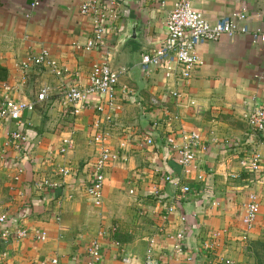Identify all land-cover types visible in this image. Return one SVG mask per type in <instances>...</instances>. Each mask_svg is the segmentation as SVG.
Returning a JSON list of instances; mask_svg holds the SVG:
<instances>
[{
	"label": "crops",
	"instance_id": "0c3cea01",
	"mask_svg": "<svg viewBox=\"0 0 264 264\" xmlns=\"http://www.w3.org/2000/svg\"><path fill=\"white\" fill-rule=\"evenodd\" d=\"M116 1L105 43L86 51L92 25L78 14V0H0V102L34 106L20 122L0 121V217L6 219L0 230L11 233L7 245L0 243V264H85L93 241L100 246L99 264L142 261L151 241L159 264L240 263L250 243L264 236V132L251 133L246 119L264 106V45L223 36L196 47L203 65L188 80H179L177 70L166 79L159 68L145 77L141 58L161 46L178 0ZM188 1L211 24L243 11L250 29L264 25V0ZM42 53L56 69L48 63L20 69ZM101 63L118 73L114 97L89 101L73 114L63 93L74 84L86 88L92 67ZM43 88L46 98L37 101ZM95 123L109 133L103 145L92 142ZM13 131L27 142L18 147L9 140ZM190 131L199 143L185 174L166 140L180 143ZM70 137L71 149L60 154ZM148 138L152 145L145 144ZM102 146L113 158L96 206L87 189ZM252 155L258 156L256 169L242 165H250ZM61 167L70 173L60 176ZM165 175L177 183L164 182ZM45 180L57 186L43 187ZM183 186L189 193L182 194ZM248 193L258 197L259 213L247 231L242 214ZM19 230L26 236L19 237ZM38 232L45 240L34 237ZM180 232L182 251L176 254Z\"/></svg>",
	"mask_w": 264,
	"mask_h": 264
},
{
	"label": "built area",
	"instance_id": "2783aa9c",
	"mask_svg": "<svg viewBox=\"0 0 264 264\" xmlns=\"http://www.w3.org/2000/svg\"><path fill=\"white\" fill-rule=\"evenodd\" d=\"M79 13L83 16H88L92 25V35L84 45V50L92 51L98 46L105 43L106 24L111 16L115 15L117 8L116 0H78ZM164 5V0L161 1ZM37 5V3H36ZM165 24V36L162 44L158 49L152 50L141 58L140 69L145 77H149L154 69H161L166 79L172 78L174 72L177 70L179 80H188L191 73L203 65L201 57L196 54V47L207 42H216L221 37L227 36L234 38L237 36H247L253 44L264 45V25L258 29H250L245 24V14L243 11L233 12L230 16L224 17L215 24L209 23L201 13L197 12L188 0H178L173 4V7L168 12ZM47 53H42L36 57H29L22 62L19 67L22 71L30 68H38L48 63L53 69L57 65L53 62H47ZM88 86L82 88L79 85H72L63 93V99L66 103L73 106V114L77 115L83 108V104L90 101L95 104L99 97L107 98L110 102L115 95V89L118 83V73L114 72L108 63H101L94 65L91 69L88 78ZM47 89L43 88L37 95V101H43L46 98ZM177 96L176 93H172ZM97 99V100H96ZM193 104V103H192ZM96 110L102 111V107L96 104ZM34 106L31 102L4 100L0 102V121L3 119H10L12 121L20 122L26 112L33 111ZM247 125L250 132L263 133L264 132V106L257 107L248 115ZM111 119H108L110 122ZM97 130L92 137V142L101 144L106 141L109 133L99 123L94 124ZM9 140L16 141L17 146L27 142L26 137L19 131H13L9 134ZM62 147L57 150L60 154H66L72 147V139H65L62 141ZM170 147L169 149L176 156V161L181 167L183 173L188 174L190 168L195 160L194 149L199 143V135L194 131L183 132L180 137V143H176L172 139L166 140ZM145 144L152 145V139L148 138ZM106 147H101L99 150V157L95 162V176L91 186L87 189V196L91 199L94 205L101 204V189L103 181V171L107 162L113 158L110 150ZM258 156L252 155L250 165L247 161H243V166H249L256 169ZM70 173L68 168L61 167L58 169L60 176H66ZM162 180L167 183H177L171 176L165 175ZM43 187L55 188L56 183L47 180L41 183ZM182 194L189 193V188L183 186ZM168 213H172L173 209L168 207ZM259 213L258 197L254 193L247 194V201L244 205V212L242 214V224L245 230H250L257 219ZM180 221L185 222V217L180 216ZM4 216L0 217V225L5 223ZM183 232L176 234L174 240L175 245L173 251L180 254L182 251ZM19 237H25L26 232L23 230L17 231ZM214 234L213 238H217ZM38 240H45L46 234L43 232L35 233ZM11 239L9 228L0 230V243L5 246ZM204 250L210 251L212 243L209 241L204 244ZM87 261L85 264H99L101 260L100 246L97 241H93L87 247ZM123 264H159L153 257V241L150 242L149 248L146 251L145 257L142 261L136 258H123ZM228 263V262H226ZM41 264H58L57 259H52L48 263Z\"/></svg>",
	"mask_w": 264,
	"mask_h": 264
},
{
	"label": "rangeland",
	"instance_id": "374dc122",
	"mask_svg": "<svg viewBox=\"0 0 264 264\" xmlns=\"http://www.w3.org/2000/svg\"><path fill=\"white\" fill-rule=\"evenodd\" d=\"M211 264V263H204ZM216 264H221L220 262ZM232 264V263H227ZM236 264V263H235ZM237 264H264V236L262 239L250 243L248 251L243 255V259Z\"/></svg>",
	"mask_w": 264,
	"mask_h": 264
},
{
	"label": "water",
	"instance_id": "95a60500",
	"mask_svg": "<svg viewBox=\"0 0 264 264\" xmlns=\"http://www.w3.org/2000/svg\"><path fill=\"white\" fill-rule=\"evenodd\" d=\"M134 26H135V25H133V26H132V29H131V33H132V35L134 34L132 37H134V36H135V31H134V29H133V28H134Z\"/></svg>",
	"mask_w": 264,
	"mask_h": 264
}]
</instances>
